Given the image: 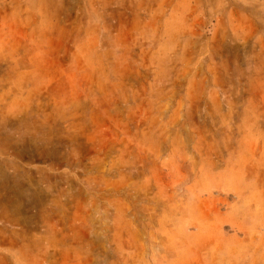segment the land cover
Segmentation results:
<instances>
[{"label": "rangeland", "instance_id": "obj_1", "mask_svg": "<svg viewBox=\"0 0 264 264\" xmlns=\"http://www.w3.org/2000/svg\"><path fill=\"white\" fill-rule=\"evenodd\" d=\"M0 264H264V0H0Z\"/></svg>", "mask_w": 264, "mask_h": 264}]
</instances>
